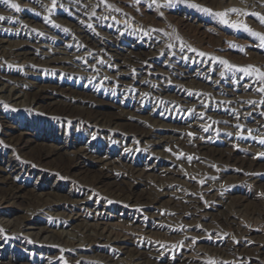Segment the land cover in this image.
Wrapping results in <instances>:
<instances>
[{"label": "rangeland", "instance_id": "374dc122", "mask_svg": "<svg viewBox=\"0 0 264 264\" xmlns=\"http://www.w3.org/2000/svg\"><path fill=\"white\" fill-rule=\"evenodd\" d=\"M216 1L218 2V0ZM245 1L226 0L222 3V7L225 8L226 5H229V9L239 8V5ZM111 2L127 13L132 12L138 15L145 24L154 27V32L161 35L160 40L165 43L162 55H165L169 49L176 50L177 47L173 42L176 43L180 39L193 50L206 54L207 60H211V57L216 58L212 62L214 65L213 72L217 74L215 80L218 82L214 84L209 79H204L198 72H194L195 69L179 70L178 59H173L172 63H164L161 56L154 53L150 55L153 50L146 48L132 49L131 54L128 55L126 53L129 50L128 46L120 45L118 54L120 52L123 53V56L127 54L131 60L138 58V60L140 58L149 60L143 65L142 75H140V70L136 68L127 70L125 73L129 79L133 75L137 82L140 79L144 81L143 87H141L143 91L134 92V97H137L139 92L142 93L140 96L141 103L138 105L135 104V101L131 103V99L128 97H114L110 92L94 87L98 83H89L85 86L83 80L76 81V78L70 80L68 77H59L56 71H54L56 75H52L50 72H40L37 79L32 81L34 87L31 88V92L40 87L44 88L56 98V101L68 106L70 112H66L65 115L62 116L58 110L43 108L44 105L41 106V104L17 110L0 103V194L9 188L7 183L1 181V178L8 177L10 183L9 178L15 177L13 179L15 182L12 185L22 188L19 198L14 201L12 207L3 206L0 208V226H16V232L10 235L5 230L0 231V253H9L19 257L20 260L39 258L43 261L44 258H48L52 264H123L122 261H126L130 254L136 252L129 242H123L125 245L121 249L95 246L98 248L97 251L94 250V246L87 248V245L84 248L66 249L62 253L57 250L40 248V245L56 244V240L50 238V234H44L41 228L53 227L57 220V218H50L33 211L36 194L42 193L43 199L60 202V204H67L66 201L69 203L73 200L79 201L78 203L84 206L97 204L104 210L102 212L103 217L109 215L110 222H116L119 218L123 222L129 220L136 223L138 220L145 225L154 224L156 228H161H153L147 234H152V238L157 241H147L154 248H158L156 246H160V244H175L183 234H186L187 242L194 239L202 249L195 252L194 259L197 262L195 264H216L215 260L211 261L205 247L215 249L213 244L220 240L227 242L231 248L237 249L236 255L243 258L239 264H264V238H262L264 236V223L255 225L245 222V216L249 212L253 209L261 210L264 207V143H261L264 140V134H259L264 132V128L257 134L250 133L251 137L249 135H246L244 139L239 137L245 134L249 123H254L255 117L264 120V92L260 91L261 88H264V81L261 80L257 72L248 75L239 70L252 66L264 72V47L261 46L260 38L253 36L243 28L237 29L223 24L219 18L190 6L197 4L216 11L217 2L213 3L212 0H166L163 1V5H155L153 1L150 2L149 0H111ZM246 5H248V13L256 12L264 15V0H249ZM55 9L64 14H69L71 8L70 6L68 9L57 6ZM259 9L260 11H258ZM60 18L65 17L60 14ZM226 19L230 22L246 24L252 32L264 35V24L255 16L241 15L235 21H231L229 16ZM171 29L176 30L174 36L171 34ZM9 30L8 38L10 41V34H15V32L14 29ZM87 30L90 36L97 41H106L92 28H87ZM45 31L39 33L34 30H26L25 32L30 37L28 39L33 42V37L38 38L37 41L39 39L44 40L47 36L49 38ZM115 35L118 36V34ZM123 35L125 34L120 36ZM146 38L143 37L141 41L137 40V42L145 45L144 40ZM59 42L56 41L52 45L60 46ZM150 42L148 41L147 45ZM3 45L6 46V42ZM37 45L38 50L33 48L37 50L33 51L37 54L30 53L29 55V58H33L32 63L35 65L39 61L38 57L41 56L42 50L46 49L45 46H47L46 43ZM32 54H35V57H32L34 56ZM221 61H227L228 64L221 63ZM199 64V69H202L203 67ZM0 66V73H2V69L6 68V65L1 64ZM209 73L210 75L213 74L212 72ZM154 75H157L155 81L150 78ZM175 80H183L184 85H179ZM59 81L63 85L57 84ZM77 82L78 85H76ZM179 83L181 82L179 81ZM252 85L253 87H251ZM84 86L86 92L82 90ZM147 86L154 87L155 93L163 91L164 87L170 89L177 87L180 92V102L184 103L188 99H193L207 104L203 115L198 112L199 128L193 126L194 116L192 114L180 115L178 119L182 122H169L170 125L163 129L166 133L162 134L164 138L160 140L158 149L156 148L157 153L151 156L148 152V149L152 148L151 143L140 144L136 151L129 153L125 148H121L114 137L111 138L113 133L122 134L130 141L135 137L137 138V134L143 127L150 126L148 121L157 120V117L164 118L167 115L164 110L155 109L151 105L152 99L146 96L144 91ZM208 86L218 87L221 92L225 91L226 96L222 97L223 95H221L224 100H219L214 96V93L207 89ZM243 86L255 89L253 90L255 94L250 93L249 87H247L245 93L252 95V97L243 96L241 92ZM90 88L93 89L94 95L89 94L88 89ZM214 92L217 94L219 91L215 89ZM240 95L243 98L239 97ZM234 96H236L235 99ZM240 101L243 103L237 104ZM249 103L250 105H248ZM245 105H248L247 110ZM213 107L231 111V114L236 116L237 121H230L232 127L225 129V131L222 129L223 127H215V122H213L215 120L210 119L212 123H209L210 121L205 123L208 119V117L205 119L206 116L214 114ZM79 109L84 110V113L99 111L101 113L97 114L104 115L107 120L123 114L121 117L123 121L119 123V127L113 130L98 128L97 134L100 136L89 139L86 133L75 130L85 124V116L79 115ZM129 115H132L130 119H128ZM241 120L244 124H240ZM59 126H62V129L67 126V132H61ZM240 126H242L241 130L243 131L240 135H236L235 132ZM261 127L259 125V128ZM250 129L252 130L251 127ZM110 132L112 133L110 134ZM200 132L205 137L204 141L209 142L206 145L208 146L207 150L197 147L194 149L192 144L196 142L195 138ZM75 138L89 140V146H91L89 155L82 157L80 161L85 163L87 170H84L83 166L80 168L78 166L67 174H61L58 166L60 161L71 157V154L76 152V147L83 145L78 143V139ZM109 139L111 142L107 146L104 140ZM180 139L185 140L184 145L181 143L182 141H179ZM189 139H192V142L189 143L187 141ZM252 143L253 145L257 144L254 149L253 146L249 149L245 148ZM56 147L62 155L38 160L36 153L44 154V152L51 151ZM216 150L224 154H229L230 151L236 153V158L241 163L217 162L214 158H210L215 155ZM134 152H136L135 155ZM128 153L130 154L128 161L132 165L131 168L135 167L141 170L145 165L149 168L144 170L143 175L129 177L128 173L125 174L127 171L121 165L128 164L124 162V158L129 155ZM105 155L112 163L107 168L113 167V173L119 176L118 181H116L117 184H110L113 180L108 179L101 185L95 186L94 189H89L88 181L100 170L98 159H102ZM244 158L253 159V164L248 165ZM8 159L14 165L15 170L5 168L4 160ZM244 163L245 165H241ZM168 168H170L169 171ZM147 174L149 175L148 179H146ZM158 182L171 183L179 194L193 196L194 199L187 201L172 191L170 195H161L154 189ZM119 187H123L124 190L130 189L132 196L129 200L116 198L118 194L116 189ZM205 189L210 192L205 193ZM86 190L88 192L87 197L84 195ZM213 194L220 196V201L212 199ZM92 215L90 214V216ZM28 216L31 217L28 218ZM178 216L181 217L179 220L177 219ZM227 216L253 229V232L244 236L237 235L236 227L231 223V220L225 221ZM97 218L102 219L98 216ZM66 223L68 222L66 221ZM79 225L82 224L71 223L69 228L76 231L79 229ZM169 230H173V233H170ZM150 240L152 239L150 238ZM242 243L245 244L244 248L240 247ZM57 245L64 247L59 241ZM108 255L116 257V260L120 262L107 260L105 257ZM161 256L169 258L167 264H179L174 261L172 255ZM159 264L166 263L159 262Z\"/></svg>", "mask_w": 264, "mask_h": 264}, {"label": "bare ground", "instance_id": "6f19581e", "mask_svg": "<svg viewBox=\"0 0 264 264\" xmlns=\"http://www.w3.org/2000/svg\"><path fill=\"white\" fill-rule=\"evenodd\" d=\"M149 1H153L155 5H163L166 0ZM212 1L213 3L217 2L216 0ZM224 1L226 0H218V7L216 11L229 9V5H226L225 8L222 7V3ZM11 2L18 4L21 10L17 12L12 9L8 3H5L4 0H0V17H4V19L0 20V65H6V68L2 69L3 72L0 73V103L2 105L9 106L17 110H23L22 108H30L33 105L41 104V106L44 105L42 106L43 108L60 111L62 116L65 115L66 112H70L68 106L56 101V98L45 91L44 88L40 87L31 92V88L34 87V83L32 81L37 79L40 72H50L52 75H56L54 71L57 72L59 77H68L70 80L76 78V81L83 80V84H85V86L89 83H98V85L94 87L104 89L105 91L110 92V94L114 97H128L131 99V103L135 101V104L137 103L138 105L141 103L140 96L142 93L139 92L138 96L134 97V92H137V90L143 91L141 87H143L144 81L140 79L139 82H137L133 75L132 78L129 79L125 73L127 70L136 68L140 70V75L143 74V65L148 63L149 60L147 58L131 60L128 57V55L131 54L130 52H132V49L141 48L153 50L150 55L154 53L161 56V58L164 59V63H172L173 59H178L177 65L179 66V70L185 69L187 71L195 69L194 72H198L202 77H204V79H209L214 84H217L218 82L215 80L217 74L213 72L214 65L212 62L216 60V58L211 57V60H207L208 56L206 54L193 50L192 47L186 45V43L180 39H178L176 43L173 42V44L177 47L176 50L173 51L169 49L165 55H162L165 43L163 40L161 42V35L154 32V27L145 24L144 20H142L138 15L132 12L127 13L122 8L114 5L111 0H56L55 6H53V0H11ZM245 2L249 3V0H246ZM245 2H242L239 5V9L248 13V5H246ZM57 6H62L65 9H68L70 6L71 9L68 12L69 14L57 11L55 9ZM258 11H260V9ZM60 14H63L65 18H60ZM241 15L245 16L243 14ZM241 15L229 14L228 16L231 21H235V19ZM86 27L92 28L95 33L99 34L100 37H104L106 41H97L95 38L91 37ZM9 29H14L15 32V34H10V41L8 38L10 33ZM26 30H34L39 33L46 30L45 32L49 35V38L47 36L44 40L39 39V41H37L38 38L33 37V42H31L28 39L30 37L27 36V33L25 32ZM170 31L172 36H174L176 30L171 29ZM115 34H118V36ZM121 34L125 35L120 36ZM143 37H147L146 40H144L145 45L141 42H137V40L141 41V38ZM56 41H60V46L56 47L52 45L53 43H56ZM148 41H151L149 45H147ZM5 42L6 46L3 45ZM43 43H46V49L42 50L41 56L38 57L39 61L35 65L32 63L33 58H29V55L30 53L37 54V52L33 51L38 50L37 44L43 45ZM120 45L124 47L128 46L129 50L126 52L128 55L126 54V56H123V53L121 52L118 54V47ZM33 48H36L37 50H34ZM35 54H32L34 55L32 57H35ZM35 60L37 59L35 58ZM198 63H200L199 65L203 67L202 69H199ZM209 72H212L213 74L210 75ZM145 74L146 73H144V75ZM150 78L155 81L157 79V75ZM179 81L181 83H179ZM175 82L179 85H184L182 83L183 80H175ZM57 84L62 83L59 81ZM76 85H78V82ZM85 86L82 88L84 92H86ZM208 87L209 88L207 89L210 90L211 93H214V96H216L219 100H224V98H221V95H223L222 97H224V95L226 96L227 93H225V91L221 92V89L216 86V88H213V86ZM247 87L249 86H243L241 88L242 95L247 98L252 97V95H247L245 93ZM251 87H253V85ZM215 89L219 91L217 92L218 95L214 92ZM249 90L250 93L253 94V90L255 89L249 87ZM144 91L147 94L146 96H149L152 99L151 105L155 109L157 108L161 111L164 110L168 117H166V115L164 118L157 117V120L148 121L150 126L143 127L137 134V138L135 137L130 141L122 134L113 133L112 135V132H110L111 138L114 137L115 140L119 142L122 149L125 148L126 151L132 153L139 148L140 144L151 143L152 148L148 149V152L150 156L155 155L158 151L156 148L158 149L161 143L160 140L164 138L162 137V134L166 133L163 129L170 125L168 124L169 122H182L178 119V117L182 114H192L194 116L193 126L199 128V120L197 119L199 115L198 112L203 115L204 110L207 108V104L193 99H188L186 100L187 102L184 103L180 102V92L177 87L174 89L164 87L163 91L155 93L156 89L154 87L147 86ZM88 92L90 95H94L93 89H88ZM239 97L243 98L241 95ZM233 98L235 99L236 96ZM251 100L253 99L251 98ZM206 102L207 101H205V103ZM238 103L241 104L243 102L240 101L237 102V104ZM248 105H250V103ZM247 106L245 109L248 108ZM213 110L214 114L207 115L205 119H207V117L208 119L205 123H208L209 121V123H212L211 120H215L213 121L215 122V127H223L222 129L225 131V129L232 127L230 121H237L236 116H233L231 111H226L218 107H213ZM78 111L79 115L85 116V124L79 126L75 130L86 133L89 139L92 137L98 138L100 136L97 134L98 128H108L113 130L119 127V123L123 121L121 118L123 117V114L118 117H111L107 120L104 118V115L97 114L101 113L99 111L96 113H84V110L82 109H79ZM120 112L123 113L122 111ZM131 117L132 115H129L128 119ZM253 121V124H246L247 128L245 130V134L240 135L241 131H243L241 130L242 126H240L235 132L236 135L238 134L241 139H244L246 135H249L250 133L257 134L262 131L264 128V120L261 118L257 119V117H255ZM240 124H244V122L241 120ZM259 125L262 127L259 128ZM59 130L61 132H67V126L63 129L62 126H59ZM259 134H264V132L262 131V133L260 132ZM204 138L203 133L200 132L198 137L195 138L196 142L192 143L194 149L197 147L205 148L207 150L208 146L206 145L209 142H205ZM75 139H78V143L83 145L82 147H76L77 150L71 154V157L60 161L58 166L59 173L61 174H67V172L77 168L78 166L79 168L83 166V169L87 170L85 168V163L80 161L82 157H87L89 155V151L91 149V146H89V140H80L79 138ZM104 141L108 146L111 139ZM179 141H182L181 143L184 145L185 140L180 139ZM187 141L190 143L192 142V139ZM256 145L257 144L253 145V143L248 144L245 148L249 149L253 146L252 148L254 149ZM57 149L58 148L56 147L51 151L44 152V154L36 153L38 160L41 158H52L62 155L61 152H59V149ZM133 154L135 155L136 152ZM235 154L236 153L232 151H230L229 154H224L219 153V151L216 150L215 155L210 158H214L217 162L223 163H241V161L236 158L237 154ZM139 155L142 157L141 154ZM129 156L130 154L124 158V162L128 164L121 165L126 169L127 172H125V174L128 173L129 177H132L133 175L141 176L144 174V170L149 169L146 165L141 170L135 167L131 168L132 165L129 164L128 161ZM98 162L100 164V170L98 173H95V176L92 177L90 181H88V188L94 189L95 186L101 185L108 179L113 180L110 184H117L116 181H118L119 176L113 173V167L107 168V166L112 165L111 161L107 159V156L105 155L102 159H98ZM245 162H247L248 165H251L254 161L253 159L251 160L247 158L245 159ZM4 164L6 165L5 168L15 170L14 165H12L9 159L4 160ZM241 165H245V163ZM169 170L170 168H168V171ZM108 173L111 174L109 175ZM146 177V179H148L149 175L147 174ZM13 179H15V177ZM13 179L10 177L9 183L8 177L3 179L1 178V181L7 183L6 185H8L9 188L4 191L3 194H0V208L3 206L12 207L14 201L19 198L22 188L12 185V183L15 182ZM154 189L161 195H170V192L172 191L173 193L176 192V195H181L182 199L187 201L194 199L193 196L179 194L178 190L173 188L171 183L158 182L155 184ZM116 191L118 193L116 198H125L129 200L132 196L130 189L124 190L123 187H119ZM205 191V193L210 192L208 189H205ZM87 193L88 192L86 190L84 193L85 197L88 196ZM42 197V193L36 194L33 211L42 213L50 218H57L53 227L41 228L44 234H50V238L56 240V244L48 246L47 244L40 245V248H44L45 250H57L62 253L66 249L84 248L86 245L87 248L94 246L95 251L98 250L95 246H105L107 249H121V247L125 245L123 242H129L131 246L134 247L136 252L134 254H130L126 261H122L123 264H159V262L167 264L169 262V258L167 259L164 258V256H161L166 254L172 255L174 257V261L179 264H195L197 263L195 262L196 259H194L195 252L202 250L201 246H199L194 239H191V241L188 240L189 242H187L186 234H183V236L180 237L179 241L175 244H160V246H156L158 248H154L152 244H148V242L157 241L155 238H152V234L147 235L153 228H160H156V225L154 224L145 225L138 220L136 221L137 224L133 221L130 222L129 220L123 222V220L119 218L116 222H110L109 215L103 217L102 212L104 210L103 208L101 209L98 207L97 204L84 206L81 205V203L79 204V201L76 200L69 203L65 200L67 204H60V202H52L50 200L43 199ZM212 199L220 201V196L213 194ZM90 214L93 215L90 216ZM97 216L102 219L97 218ZM30 217L31 216H28V218ZM245 217V222L249 224L252 223L256 225L257 223H264V207L261 210L253 209ZM180 218V216L177 217L178 220ZM228 220H231V223L235 225L236 233L239 236L248 235L250 232H253V229H250L248 226H244L242 223L236 222L234 219L228 218L227 216L225 221ZM66 221L68 223H66ZM71 223H81L82 225H79L80 227L76 231H72L73 229L71 230V228H69ZM3 230L7 231L10 235L16 232V226H0V231ZM169 232L173 233V230H169ZM146 235L147 237H145ZM150 238L152 240H150ZM262 238H264V236H262ZM58 241L64 245L63 248L57 245ZM213 245H215V249L205 248L208 250V256L211 257V261L215 260L216 264H239V262L243 259L239 255H236L237 249L231 248V245L227 242L220 240L215 242ZM240 247L244 248L245 244L242 243ZM105 258L109 261L116 260V257L109 255ZM43 261L39 258L35 260H31L30 258L20 260L19 257L13 256L9 253H0V264H52L48 258H44ZM117 261L118 260H116V262Z\"/></svg>", "mask_w": 264, "mask_h": 264}, {"label": "snow or ice", "instance_id": "6c2138e0", "mask_svg": "<svg viewBox=\"0 0 264 264\" xmlns=\"http://www.w3.org/2000/svg\"><path fill=\"white\" fill-rule=\"evenodd\" d=\"M5 3H8L10 5V7L14 10H16L17 12L20 11V6L16 3H12L11 0H4ZM56 0H53V6H55ZM193 8H197L198 10L205 12L209 15H213L217 18L220 19L221 23L229 25L233 28H243L244 30L250 32L253 36H257L260 38L261 41V46L264 47V35H261L260 33L257 32H252V30L246 25V24H241L239 22H230L228 19H226V17L229 14H237V15H252L255 16L259 19V21L264 24V15H261L260 13H256V12H252V13H247L244 12L242 9L239 8H230V9H226L224 11H213L210 8L207 7H201L200 5L197 4H191L190 5ZM4 19V17H0V20ZM241 51H243V49H241ZM221 63L224 64H228L227 61H221ZM229 67H233L232 65H228ZM241 72H244L248 75H251L253 72H257L261 78L262 81H264V72H261L259 69H255L252 66H248L246 68H240L239 69ZM221 75H223V73H221ZM260 91L264 92V88H261ZM261 143H264V140L261 141Z\"/></svg>", "mask_w": 264, "mask_h": 264}]
</instances>
